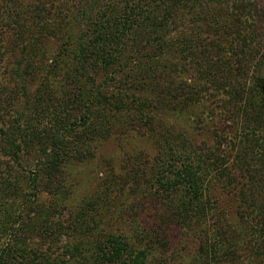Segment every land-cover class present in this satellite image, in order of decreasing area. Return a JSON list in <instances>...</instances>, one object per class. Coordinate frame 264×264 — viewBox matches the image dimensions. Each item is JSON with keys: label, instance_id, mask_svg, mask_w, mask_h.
<instances>
[{"label": "trees", "instance_id": "trees-1", "mask_svg": "<svg viewBox=\"0 0 264 264\" xmlns=\"http://www.w3.org/2000/svg\"><path fill=\"white\" fill-rule=\"evenodd\" d=\"M50 1L34 0L35 5H31L23 0H0V17L6 16L15 21L16 36L20 40L24 24L31 21L34 13L35 17L43 19L34 39L37 45L47 37L57 38L63 45H73L74 67L60 76L76 92L73 100L64 101L62 95L52 99L55 82L49 85L47 78L36 95L29 96L24 75L39 78L44 74L43 78H46L48 71L43 66V60L32 64L36 57L44 56V52L40 53L35 45L28 48L26 43L23 44L21 61H16L10 75L21 83L27 110L16 113L15 125L9 134L0 127V219L6 218L8 223L13 218L12 210H7L10 207L8 204L1 214V207L5 206L8 197L16 199L17 195H22L24 202L29 203L32 201L30 198L37 200V194L45 192L50 201L42 205L40 227L28 226L24 229L25 233L41 230L42 234H37L38 240L43 239L51 247L63 235H67L68 240L72 239V243H67L65 247L66 259H61L63 255L51 257L49 247L37 251L22 247L27 240L20 241L22 244L18 243L16 247L0 242V264H172L179 256L174 250L167 254L165 242L170 237L165 234L168 224L158 221L156 213L151 226L137 223L131 236L106 232L92 218L91 225L80 222L72 231L55 221L57 212L68 207L73 191L72 183L67 186L69 178L64 173V167H71L77 158L82 160L89 154L82 153L84 147L79 146L80 139L75 141L71 138L77 120H81L74 117V123L70 122L73 103L77 109L83 108V112L86 109L83 118L91 122L87 131L93 137L102 135L95 141L112 134L125 136V129L132 131L141 127L140 117L148 119V122L152 118L157 150L152 159V179L156 185L155 201L160 205L158 211L160 215L171 216L175 224L181 221L184 228L197 221L204 231L199 234L197 255L194 250L186 255L190 264H264V8L259 1L85 0L88 3L85 9L82 7L85 25L74 39L70 34H64L63 30L56 33V29L47 27L50 17L56 19V14L62 15L46 10ZM57 1L63 3V0ZM82 2L75 0L78 6L84 5ZM62 16L58 18L67 17L66 14ZM21 17L28 20L23 22ZM149 48H152V56L145 58ZM171 51L173 57L179 53L188 62L180 64L164 60L166 62L160 65L156 62L161 54L168 59ZM151 58L152 69L151 65L145 70L137 65L142 59L149 62ZM99 71L105 76L100 84L96 83L95 77ZM189 72L195 75L194 78H203L205 84L188 83V78L184 77L190 76L187 75ZM119 74L135 76L115 79ZM44 87H50L48 92L43 90ZM145 92L152 97L145 96ZM218 94L222 95V103L218 100L220 112L228 114L237 123L229 143L221 137L227 142L231 154L235 153L231 166L238 171L237 175L226 170L223 164L227 162L217 165L216 175L220 176L216 185L221 193H231L239 210L236 226L231 230L229 224L210 228L206 223L210 210L207 201L211 200V193L209 195L210 181L207 180L205 164L210 161L211 155L196 156L180 147L173 124L163 117V112H159L158 118L144 113L153 105L169 104V110L173 111L176 107L174 111L178 110V114L189 110L187 107L194 102L207 103ZM16 98L17 93L13 91L5 105L11 106ZM3 109L4 105L0 102L2 125L6 124ZM203 109L207 111L194 114L203 120L211 118L214 111ZM115 116L120 118V125L123 126V131L120 129L118 133L111 130L119 124ZM56 125L61 128V139L51 147H40V157L25 163L29 169L27 173L32 175L28 177L32 191L23 194L18 182L23 181L24 176L10 171L9 163L14 162L18 169L23 168V146H32V140L37 135ZM28 137L33 138L26 141ZM221 144L224 145L223 142ZM218 151L226 154L220 145ZM39 170L46 172L44 178L39 177ZM139 172L140 169L130 171L124 177L126 181L132 180L138 185ZM70 175H73L72 171ZM104 198L100 196L96 202H84L81 215L88 216V208L96 212L100 206L106 205L108 202ZM96 215L107 219L108 213ZM101 222L105 225L104 221ZM0 228H3L0 233L8 229L5 225ZM12 230L18 231L16 227ZM48 230H53V233ZM191 243L194 245L192 238Z\"/></svg>", "mask_w": 264, "mask_h": 264}, {"label": "rangeland", "instance_id": "rangeland-1", "mask_svg": "<svg viewBox=\"0 0 264 264\" xmlns=\"http://www.w3.org/2000/svg\"><path fill=\"white\" fill-rule=\"evenodd\" d=\"M23 1L25 3L30 2L31 5H35L34 0ZM257 1H259V5L264 8V0ZM61 2L62 1L51 0L47 3L46 10L52 13H61L62 15L66 14L67 17L60 19L58 17L63 16L56 14V19H54L53 16L47 20V27L50 29H56L54 30L56 33L59 30H63L64 34L66 33L67 36L70 34L74 39V37L78 36L81 32L79 30H81L85 25L83 22L84 17L82 14V7L84 6L85 9L86 6H88V3L83 0L84 5L78 6V4L75 3V0H63V3ZM64 3H66V6ZM44 14L48 15V13ZM34 15V13L31 15L32 19L30 22H26V25L24 23V26L23 24H20L24 27L21 32V40L18 36H16L18 35V30L15 21L8 19L6 16L0 17V102L2 106L4 105L3 113L4 121L6 122L4 125L0 123V127L5 129L8 134L15 125L14 120L17 118L16 113L18 111L27 110V107L24 105L25 97L23 96L20 88L21 83L19 81H15V76L12 77V75H10L11 71L15 69L16 61H21V50L24 43L27 44L28 48H32V46L35 45L36 49H38L40 53L44 52V56L36 57L35 62L33 63L32 61V64H38L37 60H43V66L46 71H48L46 78H43L44 74L39 76V78H36L33 75L31 77L24 75V79H26L27 82L26 88L29 96H35L37 89L44 84V80L47 78L49 79V85L52 81L55 82L53 84V87L55 85L53 89L55 93L52 94V99L56 96L62 95L64 101H69L73 100V95L76 93L72 89L69 82L62 80V76H60L66 75L69 69L74 67V64L72 63L73 45H63L60 43L59 39L53 37H47L44 41H42V44L40 43L37 45L38 42H35L34 39L40 31L43 19H38ZM27 20L28 19L21 17V21L24 22ZM146 52L148 55L145 58L152 56V48H149ZM143 53L144 52H142V55ZM162 55L163 54L159 56L158 60L156 59V62L159 65L165 63L166 61H173L174 63L179 62L180 64L182 61L185 62V59H183L179 53H176L173 57L172 52L168 59H164ZM187 62L188 59H186L185 63ZM137 65L142 67L143 70L151 65L152 69V58L149 62L142 59ZM129 66L131 67L132 64ZM23 68L24 66L21 69ZM190 73L191 72L187 73V75H190ZM36 75L38 76V74L35 73V76ZM103 75L104 74L100 71L97 75L95 74L96 83L100 84L103 80H105V76ZM122 76L129 77L130 75L119 74L115 77V79L118 80ZM132 76L135 75H131L130 77ZM194 77L195 75H190L184 78H188V83L192 81L193 83H202V85L205 84V80L203 78ZM49 88L50 87H44L43 90L48 92ZM13 91L17 93V98L14 100V104L7 106L5 104L9 101L8 96L12 97ZM144 95L152 97V94H148V92H145ZM221 97L222 95L218 94L215 98L211 97L207 100V103H204V101L194 102L193 105L187 107L189 110L182 111L178 114V110L174 111L176 107L173 108V111L169 110V104H161L157 106L153 105L152 108L144 110V113L149 114L151 117L152 115H155L158 118L157 115L159 112H163V117H166L170 124H173L174 135L176 140L179 142L180 147L189 153H194L196 156L199 155L202 157L208 154L211 155L210 161L205 164L207 180L210 181L209 195L211 193V200L207 201V206H209L210 210L207 214L206 223L209 224L208 226L210 228L219 224V227L229 224L231 230V228H235L236 226L235 221L240 215L238 214L239 210L236 207L231 193H221L218 185H216L220 176L218 177L216 175L218 174L217 165L220 166L225 162L227 163L223 165H225L226 170L232 175H237L238 171L231 166L233 165V159H235V153L231 154L226 145V143H229L230 139L233 138L237 123L231 119L228 114L220 112V104L218 100L222 103ZM71 104L72 103L69 105ZM204 107L208 108L210 111H214L211 118H204L203 120L194 114V112L200 113L203 110L206 112L207 110L203 109ZM113 112L115 111L113 110ZM85 116L86 109L83 112V108L77 109L73 103V106L71 107L70 122L74 123V120H72L74 117L77 119L80 118L81 120H77V124L73 130L71 138L75 141L80 139L81 144H79V146L81 148L84 147L82 153L89 154H86L88 156H85L86 158H82V160L77 158L73 161V165L71 167H64V173L67 175V178H69L66 181L67 186L72 183L73 191L71 193V199L68 207L60 209L57 212L55 221L62 223L61 225L64 229L70 227L72 231V228L78 224L80 225V222H83V225L87 226L88 224L91 225L93 220L97 222L98 226L103 228L106 232H111L116 235L128 234L131 236L133 233L132 228H136L137 223H143L144 225L151 226L156 213L158 221H164L163 224H165V222L168 224V231H166L167 234H165L166 237H170L166 238L167 241L165 242L166 249L168 251L167 254H169L171 250L177 251L179 254L178 258L172 264H190V260L186 259V255L192 254L193 250L197 255V243L199 241L198 238L200 237L199 234L204 231L197 221H194L189 228H184L181 225V221L175 224L176 222H173L174 220H172L171 216L165 214L160 215L158 211V207L160 205L155 201L156 197L154 193H156V185L152 179V159L157 153L156 144L154 142L155 138L153 136L154 131L152 130V118L151 121L148 122V119L142 118L143 116L140 117L141 119L139 118V120H141V127L132 131H128L124 128L126 131L125 136L122 134H112L109 137L95 141L96 138H102V135L96 134L99 136L95 135L93 137L89 131H87V128H91V122L88 123V118L87 120L83 118ZM115 119L118 122L120 121L118 116H115ZM110 121L112 122L114 120ZM108 127L110 128L109 125ZM122 127L123 126L120 125L119 122V124H116V126H114L111 130L118 133ZM61 135V128L58 127V125L55 127H48L45 133L37 135L32 140V146H23L25 149L23 151V155L21 154L23 159V168L18 169V165L14 162L9 163L10 171H14V174L16 173L21 177L24 176L23 181L18 182V186L23 194L31 193L32 191L28 181V177H32V175L27 173L29 172V169L26 168V161L40 157L38 149L42 146L51 147L55 141L61 139ZM69 136L70 135H66V137L70 138ZM221 137H225L227 142L225 140L222 141ZM31 138L26 141H29ZM222 142L224 145L221 144ZM219 145L222 147V150L226 151L225 155L218 151ZM0 157H2L1 150ZM219 159L223 160V162L218 161ZM213 162L216 163V165ZM223 165L221 167H223ZM139 169L140 172L137 177L138 185L132 180L126 181L124 176L127 173L130 171L135 172ZM71 171L73 174L72 176L70 175ZM38 174L40 178H44L46 172L39 170ZM122 177H124V179ZM37 195L38 199L33 200V198H30L32 201L29 203L24 202L25 197L22 195H17L16 197L18 198L16 199L12 196L8 197L5 206L1 207V214L3 215V211L6 209V205L8 204L7 206L10 207H7V210H12L11 215L13 218L8 223H6V218L0 219V227L2 225H5L8 229L11 227L9 232L7 229L6 231L0 233V242L5 243V245L9 244L16 247L18 246V243H21L23 240H27L28 242H25V244L21 243L22 247H27L28 250L34 249L36 251L39 249L44 250L49 247L50 249L48 250V254H50L51 257L54 258L63 255L61 259H66L67 255L65 253V247L67 243H72V239L68 240L67 235H63L60 238V241L51 247L50 245L45 244L43 239L41 240L40 238L38 240L37 234L41 235V230H39L38 233L36 232L37 230L25 233L26 230L24 229L28 226L36 225L40 227L39 223L42 215V205H47L50 201L49 195L45 192H41ZM100 196L106 197L104 198V201H107L108 203L100 206L96 212H93L92 208H88V216L81 215L82 210H84V202H96L97 198ZM100 212H103L104 215L108 213V216H106L107 219L103 218V216L96 215ZM17 214L18 216L20 214V216L18 217ZM16 217L18 218L13 220ZM101 221H104L105 225ZM232 221H234V224ZM41 225L43 226V223H41ZM13 227L18 229V233L12 230ZM93 227L95 226L93 225ZM2 229L3 228H0V231H2ZM71 231L68 230V234H70ZM48 232L53 233V230H48ZM191 238L193 239L195 245L194 246L191 243V245H193V249L190 248L191 245L189 244Z\"/></svg>", "mask_w": 264, "mask_h": 264}]
</instances>
